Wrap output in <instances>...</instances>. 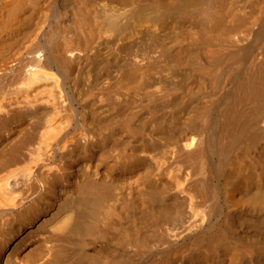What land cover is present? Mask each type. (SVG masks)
I'll use <instances>...</instances> for the list:
<instances>
[{"label": "bare ground", "instance_id": "obj_1", "mask_svg": "<svg viewBox=\"0 0 264 264\" xmlns=\"http://www.w3.org/2000/svg\"><path fill=\"white\" fill-rule=\"evenodd\" d=\"M0 264H264V0H0Z\"/></svg>", "mask_w": 264, "mask_h": 264}]
</instances>
